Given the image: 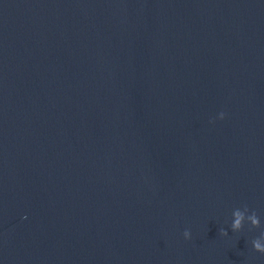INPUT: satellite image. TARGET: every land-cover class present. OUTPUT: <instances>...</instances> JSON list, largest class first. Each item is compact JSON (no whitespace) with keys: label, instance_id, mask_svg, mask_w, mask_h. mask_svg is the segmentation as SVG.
<instances>
[{"label":"water","instance_id":"1","mask_svg":"<svg viewBox=\"0 0 264 264\" xmlns=\"http://www.w3.org/2000/svg\"><path fill=\"white\" fill-rule=\"evenodd\" d=\"M262 234L264 0H0V264H264Z\"/></svg>","mask_w":264,"mask_h":264},{"label":"clouds","instance_id":"2","mask_svg":"<svg viewBox=\"0 0 264 264\" xmlns=\"http://www.w3.org/2000/svg\"><path fill=\"white\" fill-rule=\"evenodd\" d=\"M225 114L222 112L220 113V119H224ZM249 209L245 206L243 209L237 208L233 211V222L231 224V229L234 232H239L243 228V222L247 215V219L251 221L252 225L256 228L261 226L260 219L255 212H252L251 215H248ZM221 234L224 236L228 235V231L225 229H221ZM185 239L190 240L192 238V233L190 230H185L183 233ZM264 234L261 237H258L252 241L255 251L264 254Z\"/></svg>","mask_w":264,"mask_h":264}]
</instances>
